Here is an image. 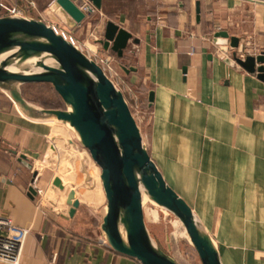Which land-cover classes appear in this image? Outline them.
Listing matches in <instances>:
<instances>
[{
  "label": "crops",
  "instance_id": "crops-1",
  "mask_svg": "<svg viewBox=\"0 0 264 264\" xmlns=\"http://www.w3.org/2000/svg\"><path fill=\"white\" fill-rule=\"evenodd\" d=\"M52 2L0 0L110 56L126 101L128 88L138 98L135 121L150 158L211 236L220 263L264 264V81L234 62L241 51L264 57V2L102 0L76 29L48 18ZM107 21L131 34L122 59L94 40ZM50 122L24 117L0 96V216L27 231L17 264H139L108 247L101 223H85L82 202L68 216L70 190L53 206L50 184L33 180L32 162L50 146Z\"/></svg>",
  "mask_w": 264,
  "mask_h": 264
},
{
  "label": "water",
  "instance_id": "water-1",
  "mask_svg": "<svg viewBox=\"0 0 264 264\" xmlns=\"http://www.w3.org/2000/svg\"><path fill=\"white\" fill-rule=\"evenodd\" d=\"M99 12L102 0H86ZM80 0H53L48 18L68 29L82 25L85 16ZM105 51L123 58L131 34L107 21L100 39ZM238 41L231 38L232 48ZM51 61L52 65L46 62ZM234 62L248 74L257 73L264 81L263 55L237 57ZM14 67L17 71H11ZM121 69L126 73L125 67ZM28 84L50 86L65 110L40 109L30 105L20 87ZM0 91L26 118L33 121L56 120L70 126L79 144L100 169L106 200L100 231L115 253L139 264H177L151 239L144 221L143 199L168 211L184 228L201 264H221L218 250L191 208L165 182L150 158L139 127L123 93L103 69L70 41L57 34L44 21L19 16L0 17ZM152 104L153 93L148 95ZM54 151L49 150V155ZM51 161V159H49ZM65 184L54 178L46 200L56 206ZM66 213L73 217L81 205L74 190L65 200Z\"/></svg>",
  "mask_w": 264,
  "mask_h": 264
},
{
  "label": "rangeland",
  "instance_id": "rangeland-1",
  "mask_svg": "<svg viewBox=\"0 0 264 264\" xmlns=\"http://www.w3.org/2000/svg\"><path fill=\"white\" fill-rule=\"evenodd\" d=\"M86 45L92 46V41L88 40ZM80 48L84 54H90L87 47L80 45ZM20 91L23 98L33 107L65 110L60 98L48 85H23ZM3 95L5 94L0 91V96ZM50 123L52 127L49 135L50 146L37 161L32 162V169L37 174L33 180L37 181L40 176V181L51 185L52 179L56 177L61 179L66 190L64 189L60 198L63 200L67 191L74 190L83 203L85 223L100 224L106 211L100 169L79 144L75 132L69 125L56 120ZM50 149L54 151L51 155ZM143 214L148 233L160 250L177 264H201L184 228L172 214L147 201L143 205Z\"/></svg>",
  "mask_w": 264,
  "mask_h": 264
},
{
  "label": "built area",
  "instance_id": "built-area-1",
  "mask_svg": "<svg viewBox=\"0 0 264 264\" xmlns=\"http://www.w3.org/2000/svg\"><path fill=\"white\" fill-rule=\"evenodd\" d=\"M249 1H252L254 3L264 2V0H249ZM78 8L82 13H84L85 19L92 16L95 12V10L92 8L90 3H88L86 0H80L78 4ZM0 11L3 14L2 17L17 16L19 14V11L16 6L7 5L4 3H0ZM51 27L57 34H60L63 38L70 41L78 49H81L79 44L76 43V40L66 31L61 29V27L53 26V25ZM219 51L220 50H218V53ZM85 55L90 59L94 60L103 69L105 74L113 82L116 88H118L121 91L124 84V80L121 77V73H119L120 71L119 72L116 71L115 68L116 66L113 59L110 56L100 57L99 55L94 54L92 52H90V54L87 53ZM248 55L249 53L245 51H241L239 54H237L236 57L241 60H244L245 57ZM128 91L131 97V104L128 102L127 103L135 119L137 118L140 112L138 98L137 96H135L132 89L128 88ZM26 234H27L26 230L14 226L8 218L0 216V260L7 261L12 264H17L19 247L23 243Z\"/></svg>",
  "mask_w": 264,
  "mask_h": 264
},
{
  "label": "bare ground",
  "instance_id": "bare-ground-1",
  "mask_svg": "<svg viewBox=\"0 0 264 264\" xmlns=\"http://www.w3.org/2000/svg\"><path fill=\"white\" fill-rule=\"evenodd\" d=\"M46 63H47L48 65H52V62L49 61V60H48ZM9 69H10L11 71H17V70H18V69L14 68V67H11V68H9ZM144 200H145V199H143V201H144ZM145 201H147V200H145ZM145 201H144V202H145Z\"/></svg>",
  "mask_w": 264,
  "mask_h": 264
}]
</instances>
